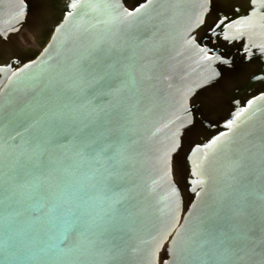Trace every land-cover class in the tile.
I'll list each match as a JSON object with an SVG mask.
<instances>
[{
    "label": "water",
    "instance_id": "water-1",
    "mask_svg": "<svg viewBox=\"0 0 264 264\" xmlns=\"http://www.w3.org/2000/svg\"><path fill=\"white\" fill-rule=\"evenodd\" d=\"M79 3L27 68L0 72V264H155L173 244L184 247L205 221L213 197L225 192L234 209L223 230L239 243L226 256L193 246L187 264H264L260 141L234 179L221 175L222 156L210 147L192 151L181 176L175 162L166 163L189 119L184 108L190 90L220 73L217 54L207 61L205 46L192 42L199 30L191 39L186 35L204 0H146L132 17L125 15L123 0ZM31 8L27 0H0V35L21 29ZM228 31L230 39L252 42L249 29ZM257 82L251 79L233 97L249 94ZM250 101L237 105L229 119L260 134L264 95ZM224 124L207 125L208 132H218L208 140L231 134ZM199 139L206 142L205 136ZM93 142L110 144V159L88 152ZM186 148L185 142L181 155ZM33 151L42 154L45 166L29 172L20 189L13 181L22 165L31 168L27 157ZM200 172L209 179L191 183L204 180ZM82 174L115 184V226L99 239L69 226L72 188ZM10 234L15 239L5 243Z\"/></svg>",
    "mask_w": 264,
    "mask_h": 264
},
{
    "label": "snow or ice",
    "instance_id": "snow-or-ice-1",
    "mask_svg": "<svg viewBox=\"0 0 264 264\" xmlns=\"http://www.w3.org/2000/svg\"><path fill=\"white\" fill-rule=\"evenodd\" d=\"M257 3H259V10L264 11V0H245L246 11H257ZM204 5L202 15L186 35L191 39L199 30L203 33L200 39L206 40L208 44H212L214 47L216 42L223 41L219 46L224 51L220 52L219 55H215V61L218 64L231 67L234 58L227 50L226 45L233 43V39H230L224 33L237 19H240V5L236 4L234 0H204ZM80 6L79 0H65L63 12L66 15H71L72 11ZM144 7V0H136L133 6L125 9V15L132 17L134 13L139 14ZM56 26L55 21H49L46 14L38 10L33 15L27 35L21 34L20 28L15 27L12 29V32L16 33L15 37L12 32L0 35V72L8 73L11 70L15 74L19 70V65L23 63L25 49L33 44L42 46V41L47 39L51 29ZM192 42L196 43L195 40ZM201 51L209 53V55L205 56V60H213L212 48H208L206 45L201 48ZM241 59H246L243 53L241 54ZM24 67L27 68L28 65L25 64ZM251 78L264 81V71H261L260 75L253 71ZM220 79H222L221 73L217 72L215 77H210L204 84L200 85L199 89L190 90V94L187 96L188 107L184 108V112L189 119L187 123L181 125L180 135L177 137L178 142L174 145L169 160L166 162L169 166L175 162L176 175L178 176H181L184 172L182 164L187 161L192 151L210 147L222 156L221 167L223 171L221 175L234 179L236 175L247 167L248 162L254 157L253 149L256 147L257 140L260 141L261 147L264 148V132L258 134L254 129L240 128L233 119H227L224 124L225 128L231 126V134L220 132L218 136L212 137L211 140H208L205 136L206 142L200 141L199 138L204 136L206 132V126L212 124L211 120H207L203 111L210 105L211 97L204 93L218 85ZM239 115L240 113L238 112L237 116ZM220 137H224V140H221ZM186 140L188 141V149L181 155V149ZM87 148L88 152L96 153L97 159H110L108 156V153L112 151L110 144L105 143L101 146L93 142ZM87 156L88 153H84L81 159L84 160ZM27 162L31 165V168L26 170L22 165L17 173V179L13 181L14 185L20 189L25 188L27 181L24 180V177L29 172L45 166L42 154L36 151H33L27 157ZM199 175L204 176V180H194L191 183L202 185L209 179L204 172H200ZM114 188L115 184L107 178L97 181L94 176L82 174L72 188L71 206L68 209V213L73 217V222L69 226L71 228H82L84 232L96 236L97 239L109 233L110 228L115 226L113 216L110 214L113 211L112 204L118 203V201H113L112 195H110H114ZM174 194L179 196L178 187L174 186ZM196 194L200 195L199 192ZM230 195L231 193L225 192L214 196L208 206L205 221H202L201 227L184 242V247L180 249L176 244H173L171 250L164 257L157 256L155 264H181V262L187 264L191 252L194 250L193 246L197 249L205 250L206 255L226 256L233 244L239 243V240L234 241L223 230L224 224L231 219L229 213L234 209V201L229 199ZM4 223L5 225L11 223L8 213L4 216ZM14 239L15 235L10 234L6 238L5 243ZM101 242L103 241L101 240Z\"/></svg>",
    "mask_w": 264,
    "mask_h": 264
},
{
    "label": "flooded vegetation",
    "instance_id": "flooded-vegetation-1",
    "mask_svg": "<svg viewBox=\"0 0 264 264\" xmlns=\"http://www.w3.org/2000/svg\"><path fill=\"white\" fill-rule=\"evenodd\" d=\"M27 1L31 3L32 8L27 13V19L20 29L21 34H28V28L33 19V15L38 10L43 11L49 21H55L57 26L62 22L65 16L63 12L65 0ZM145 1L146 0H144V2ZM123 2L126 8H129L136 3V0H123ZM234 2L240 5L241 17L231 26H235V29H249L251 31L252 42L249 44L247 39L238 38L233 40V43L226 45L227 50L234 58L232 66L229 67L220 64L218 67L222 76L220 83L214 88L209 89L207 93H204L211 97L210 105L203 109L207 120L212 121L211 125L226 122V120L231 117L237 105L244 106L251 99L264 93V81L259 80L249 94L239 95L237 98L233 97L236 92L241 90L252 79L251 76L253 71H255L257 75H260L261 71H264V55H262V53H264V11L259 10V3L256 5L257 11L247 12L245 0H234ZM53 30L54 28H52L47 35V39L42 41V46L33 44L31 47L26 48L23 63L20 65L31 62L38 56L49 41ZM230 32L227 30L224 34L228 35ZM202 35L203 33L199 31L195 37L198 44L207 45V47L212 48L213 52L217 55L224 51V49L219 46L223 41L216 42L214 47L212 44H208L206 40L200 39ZM13 36L15 37L16 33L13 34ZM242 53L246 57L244 60L241 59ZM216 132L217 131L208 132L206 130L204 136L207 137L210 133V135H213ZM185 142L188 144L187 140Z\"/></svg>",
    "mask_w": 264,
    "mask_h": 264
},
{
    "label": "rangeland",
    "instance_id": "rangeland-1",
    "mask_svg": "<svg viewBox=\"0 0 264 264\" xmlns=\"http://www.w3.org/2000/svg\"><path fill=\"white\" fill-rule=\"evenodd\" d=\"M32 46V45H31ZM31 46H29V47H31ZM26 50V49H25Z\"/></svg>",
    "mask_w": 264,
    "mask_h": 264
}]
</instances>
